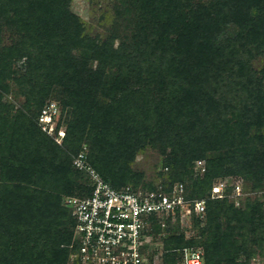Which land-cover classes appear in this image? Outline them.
<instances>
[{
    "label": "trees",
    "instance_id": "16d2710c",
    "mask_svg": "<svg viewBox=\"0 0 264 264\" xmlns=\"http://www.w3.org/2000/svg\"><path fill=\"white\" fill-rule=\"evenodd\" d=\"M104 1L110 27L91 34L71 0H0V264H82L65 199L93 190L73 166L83 146L115 189L181 183L204 201L191 237L179 210L146 219L143 243L160 241L162 264H181L185 248L203 264L264 257V203L211 199L221 180L264 190V66H253L264 0ZM50 102L60 145L38 126ZM148 150L161 158L154 182L132 169Z\"/></svg>",
    "mask_w": 264,
    "mask_h": 264
},
{
    "label": "built area",
    "instance_id": "2783aa9c",
    "mask_svg": "<svg viewBox=\"0 0 264 264\" xmlns=\"http://www.w3.org/2000/svg\"><path fill=\"white\" fill-rule=\"evenodd\" d=\"M58 115L56 103L50 102L41 110L38 126L60 145L65 129L57 122ZM73 166L86 173L93 183L89 196L65 199V205L75 220L74 239L78 241L76 256L80 257L82 264H148L141 254V245L149 216L162 219L168 215L174 216L179 210L181 218L188 219L192 211L197 217H202L205 212L203 200L185 199V188L181 183L174 184L167 192L162 186L151 192L133 190L131 187L121 190L111 187L88 166L85 146L74 157ZM196 172L200 176L206 172L203 162H197ZM231 187L232 193L226 194ZM241 195L239 182L221 180L211 190V199L235 200ZM182 252L181 264H203L200 250L185 248Z\"/></svg>",
    "mask_w": 264,
    "mask_h": 264
},
{
    "label": "rangeland",
    "instance_id": "374dc122",
    "mask_svg": "<svg viewBox=\"0 0 264 264\" xmlns=\"http://www.w3.org/2000/svg\"><path fill=\"white\" fill-rule=\"evenodd\" d=\"M70 7L71 11L78 15L86 24L87 29L91 34H104L110 27V22L113 19L111 3L104 0H71ZM253 66L256 69L264 66V57L254 61ZM160 160L161 158L156 151L148 150L144 155H138L136 157L132 169L137 172H142L145 178L144 181L154 182L157 180V173L161 170ZM242 188L244 193L242 192L241 200L244 201L245 198H247L251 201L259 200L264 203V190L255 192L250 190L248 186H243L241 189ZM232 199L233 198H231V200ZM180 224L185 230L187 237L196 234L194 229H192L191 223H189L187 219L182 218ZM141 251L148 253L156 264H162V248L159 240H155L154 244L151 245L143 243L141 245ZM248 264H264V257L254 255L249 260Z\"/></svg>",
    "mask_w": 264,
    "mask_h": 264
}]
</instances>
